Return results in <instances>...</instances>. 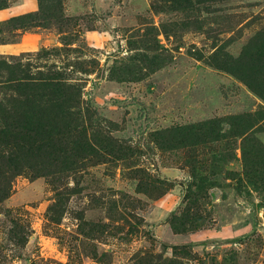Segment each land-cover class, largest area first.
Returning <instances> with one entry per match:
<instances>
[{
  "label": "rangeland",
  "instance_id": "rangeland-1",
  "mask_svg": "<svg viewBox=\"0 0 264 264\" xmlns=\"http://www.w3.org/2000/svg\"><path fill=\"white\" fill-rule=\"evenodd\" d=\"M42 5L0 10V102L18 77L58 83L93 150L38 176L0 120V264H264V101L210 65L248 69L264 0Z\"/></svg>",
  "mask_w": 264,
  "mask_h": 264
},
{
  "label": "trees",
  "instance_id": "trees-1",
  "mask_svg": "<svg viewBox=\"0 0 264 264\" xmlns=\"http://www.w3.org/2000/svg\"><path fill=\"white\" fill-rule=\"evenodd\" d=\"M39 1L40 12H43L45 9L42 0ZM187 1L190 3L191 0ZM194 1L202 3L219 0ZM6 2L7 0L0 1V10L6 7ZM39 13L19 16L12 19L11 22L25 29L31 25V22ZM35 26L39 27L40 24H35ZM246 50L247 53L243 54L246 55L243 58L245 62L244 64L242 61L240 62L245 69L246 62L248 63V69L246 70L230 69L223 66L220 63L221 60L225 61L223 57L234 64L237 63V60H233L225 53L221 54L222 58H220L218 52L214 54L215 58H212L213 62L210 65L216 69L227 71L264 101V68L259 70L255 64V59L264 64V31L254 36L252 43L247 46ZM255 70L257 71L252 72ZM16 79L19 88L22 90L17 92L18 99L13 98L7 103L0 102V120L11 124L9 126L11 131L3 130V133L7 135L8 142L18 148L21 155H18L15 162L22 164V156L31 153L35 159L34 164L24 167L38 176H48L57 174V171L72 170L77 162L83 159V156L87 157L88 153H92L93 150L89 142H84L81 145L80 139L70 140L71 134L68 133L77 132V128L80 127L78 118L74 115L71 116V111L68 110L72 106L71 101L73 102L74 93L72 94L63 87H59L58 83L52 84L46 79H25V77ZM51 87H55V90L49 91ZM60 88L64 90L61 93ZM8 103L9 106L12 105L13 107L19 104L18 109L7 110L6 104L8 105ZM203 124L207 125L210 122ZM218 137L215 129H212V135L207 136L210 141H217Z\"/></svg>",
  "mask_w": 264,
  "mask_h": 264
}]
</instances>
